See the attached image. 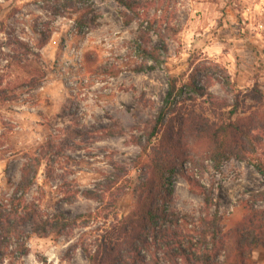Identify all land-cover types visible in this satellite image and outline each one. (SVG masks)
I'll use <instances>...</instances> for the list:
<instances>
[{
    "label": "rangeland",
    "instance_id": "1",
    "mask_svg": "<svg viewBox=\"0 0 264 264\" xmlns=\"http://www.w3.org/2000/svg\"><path fill=\"white\" fill-rule=\"evenodd\" d=\"M129 1L139 4L138 13L119 0H0V199L15 196L34 160L41 166L25 197L49 215L94 214L99 203L81 194L98 193L124 170L130 177L122 180L132 179V186L146 182L147 160L135 142L147 141L170 75L179 87L194 76L207 93L200 98L183 89L180 115L191 110L221 122L239 94L233 120L259 128L255 158L264 161V0ZM150 51L160 63L148 58ZM205 151L202 145L192 151L199 166L176 165L169 208L216 218L213 227L197 225L224 238L217 262L227 264L233 231L264 210V178L237 159L215 169L201 160ZM127 192L114 215L119 219L141 197ZM203 192L214 200L210 208ZM102 225L91 221L61 238L32 236L22 264H90L81 240L94 241ZM245 257L246 264H264V247Z\"/></svg>",
    "mask_w": 264,
    "mask_h": 264
},
{
    "label": "trees",
    "instance_id": "2",
    "mask_svg": "<svg viewBox=\"0 0 264 264\" xmlns=\"http://www.w3.org/2000/svg\"><path fill=\"white\" fill-rule=\"evenodd\" d=\"M119 1L131 12L138 13L135 9L139 4L129 0ZM145 53L152 61L161 62L155 51ZM225 79L230 85V77ZM196 83L192 76L187 84L179 87V78L169 76L168 92L149 130L147 141L145 144L135 142L141 149L140 158L147 160L143 164L147 169L146 182L132 186V179L122 180L124 176L130 177L124 170L123 175H116L98 193L83 192L82 196L99 203L94 214L71 218L63 213H44L37 202L25 197L36 181L41 162L34 160L26 164L17 184L18 192L14 197L0 199V264H22L30 254L32 236L61 238L75 228L89 227L91 221L101 222L103 227L93 231L101 232L94 241L81 240L82 251L90 264H219L217 260L225 245L224 238L216 240L215 232L208 228L199 230L197 225L204 223L213 227L218 220L213 217L212 220L196 219L173 213L169 208L174 194L172 177L177 171L176 165L188 162L199 166L198 155L192 152L198 145L206 148V157L201 160L211 162L215 169H220L231 159H237L250 164L264 178V161L255 158L258 137L254 133L259 128L252 126L247 130L243 119L233 120L242 104L239 94L228 118L221 122H213L205 114L191 110L180 115L181 107L187 101L182 98L183 89L191 88L200 98L207 95ZM209 103L214 106L211 96ZM188 180L192 185L201 187L194 180ZM150 185L153 188H149ZM127 189H133L141 197L135 210L119 219L114 215L122 198L127 195ZM203 196L207 208L214 205L210 194L203 192ZM112 216L113 220L109 222ZM263 217L264 210L254 211L240 229L233 231L231 239L235 250L233 256L226 260L227 264H246V252L264 247ZM251 234L254 235L253 243L248 242Z\"/></svg>",
    "mask_w": 264,
    "mask_h": 264
}]
</instances>
